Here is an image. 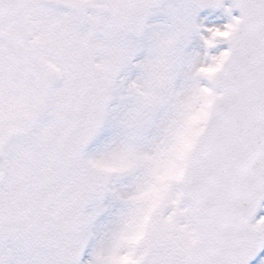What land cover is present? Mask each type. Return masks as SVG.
I'll use <instances>...</instances> for the list:
<instances>
[{"label": "snow or ice", "instance_id": "1", "mask_svg": "<svg viewBox=\"0 0 264 264\" xmlns=\"http://www.w3.org/2000/svg\"><path fill=\"white\" fill-rule=\"evenodd\" d=\"M262 208L264 0H0V264H264Z\"/></svg>", "mask_w": 264, "mask_h": 264}, {"label": "flooded vegetation", "instance_id": "2", "mask_svg": "<svg viewBox=\"0 0 264 264\" xmlns=\"http://www.w3.org/2000/svg\"><path fill=\"white\" fill-rule=\"evenodd\" d=\"M204 16H207L208 19L205 21V23H210V22H216V23H222L225 22L224 18L222 17L221 12H211L210 10L202 12L201 13V18ZM222 17L220 20H215V17Z\"/></svg>", "mask_w": 264, "mask_h": 264}, {"label": "rangeland", "instance_id": "3", "mask_svg": "<svg viewBox=\"0 0 264 264\" xmlns=\"http://www.w3.org/2000/svg\"><path fill=\"white\" fill-rule=\"evenodd\" d=\"M261 214H264V208L259 210Z\"/></svg>", "mask_w": 264, "mask_h": 264}]
</instances>
